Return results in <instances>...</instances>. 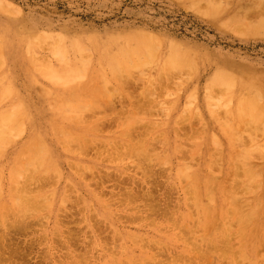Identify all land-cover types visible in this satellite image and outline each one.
I'll list each match as a JSON object with an SVG mask.
<instances>
[{
	"label": "bare ground",
	"instance_id": "1",
	"mask_svg": "<svg viewBox=\"0 0 264 264\" xmlns=\"http://www.w3.org/2000/svg\"><path fill=\"white\" fill-rule=\"evenodd\" d=\"M181 1L202 8L212 18H218L223 10L216 2L208 5V10L203 8L204 1L213 4L214 0ZM236 1L238 5L241 3ZM256 1L248 6L249 10H255L252 14L255 19L264 16V1ZM8 6L11 4L0 1L2 15L10 13ZM228 16L224 26L232 27L239 35L264 36V24L253 27L254 20L252 24L243 21L239 24ZM123 34L125 41L120 44V37L105 43L99 42L100 39L91 42V54H87L82 43L66 42L65 35L34 34L22 22L0 16V264H37V255L31 247L36 242L33 240L38 233L36 226H40L37 219L43 217L47 219L46 237L50 240L55 235V254L57 244L58 251L64 247L65 255H56L55 264H192L187 259L200 257L197 261L201 264L202 256L209 264L251 262L259 255H255L256 249L264 241V138L256 140L264 131V76L246 82L225 69L223 62L199 54L198 50L171 42L165 44L162 38L149 32ZM43 48L46 54L41 52ZM92 58L97 62L95 70L89 68ZM211 63L217 68L207 77L202 94L198 93L196 79ZM145 67L153 68L157 75L154 79L149 77L137 98L122 88L134 78L131 75L134 70L139 71V76ZM175 72L184 73L183 76L186 73L192 84L186 87L182 80L177 85L173 110L165 122H160L148 115L157 99L152 88L173 79ZM17 77H26L24 91L13 85V78ZM106 85H112V95L121 99L117 109L109 98L104 101L110 113L103 115L107 119L101 121V115L94 116L93 112L103 107L98 97L104 96ZM161 87L164 90V85ZM30 90L37 93L35 104L29 102ZM216 91L225 98L217 94L218 100L215 99ZM183 98L188 102H182ZM166 103L159 105L163 107ZM162 110L165 113L169 109ZM89 113L90 118L85 116ZM194 118L201 122L202 128L199 126L198 133L191 129L188 135L192 144L186 153L192 159L189 162L199 157L198 164L192 167L191 162L188 165L186 160L175 156L181 147L172 135L177 133L179 123ZM113 120L116 129L103 132ZM256 133L259 135L255 139ZM156 139L165 145L164 152L157 153L161 150L156 148ZM214 147L216 152L212 151ZM170 160H176L171 177L182 181L178 211L170 207L169 192L157 193L159 166ZM124 162L130 163L135 171L121 170L119 174L108 171L122 169ZM214 165L221 175L214 174ZM231 167L232 171L226 170ZM101 169L105 171L101 173ZM53 178L54 184L46 189L41 186L50 184ZM107 181L112 185L105 194L91 187L102 189ZM69 186L73 191H69ZM79 198L88 202L86 209H78ZM106 218L111 220L115 232L108 236V241L98 236ZM122 220L128 221V228L118 227L119 223L123 226ZM83 224L92 237L88 249ZM233 225L239 242L236 253L227 250ZM165 231L169 233L164 234ZM26 233L33 238L28 239ZM117 237L120 241L115 250ZM216 242L225 249L215 251L220 246L215 247ZM170 244L182 254L164 255L162 249ZM79 245L84 246V253L78 249Z\"/></svg>",
	"mask_w": 264,
	"mask_h": 264
},
{
	"label": "rangeland",
	"instance_id": "2",
	"mask_svg": "<svg viewBox=\"0 0 264 264\" xmlns=\"http://www.w3.org/2000/svg\"><path fill=\"white\" fill-rule=\"evenodd\" d=\"M0 1L3 2L4 4L5 3H7L8 5L11 4V6H8L10 13H8V14L3 13V15H2V12H0V16L2 18L5 17L6 19H10V20L16 21L18 23L22 22L27 27L31 28L33 30L34 34L35 33L53 32L55 34H61V35H63V37L65 35L64 39H66L65 40L66 42L74 40V41H78V42L82 43L84 45V47L87 48L84 51V52H87V54H91L90 50H89L91 44L94 41H98L99 39H100L99 42L105 43V42L110 41L111 39H114L116 37H120V38H122V40L118 41V44H120V43H123L125 41V39H123V38H124V35H126V34H123V33H130L129 35L133 36L134 32H149L153 35H156L159 38H162V41L165 44L168 42H171L172 44H177V45L184 47L186 49L192 48L196 51L198 50L199 54L208 55L214 61L223 62V67L225 69L233 71L237 77H239L240 79H242L246 82H249L252 77L253 78H255V77L259 78V77L264 76V36H262L260 34L239 35L238 32L235 31V29L233 30L232 27H229L227 25L224 26V24H226L228 22V21H226L228 19L227 18L228 15H230L228 17L231 20L233 18H235L234 20H236L239 24H242V21H243V24L246 22L252 24L254 22L253 27H258V26L263 25L264 24V16L263 17H259V16L257 17L256 16L257 18L255 19V16L252 15V14H254L255 10L253 12V9H251V10L248 9V6L251 5V2H253L254 0H241V3L239 4L241 7L238 5L236 0H226V1L214 0L213 4H208L206 1L203 0L205 2V5H204L205 7H203L204 2L203 1L200 2L202 4V7L206 8L207 10H208V5H214L215 2H216V5H218V3H220L219 8L223 9V10L219 11L218 18H212L208 15H205L204 12L202 11L203 10L202 8H201L202 10L198 9L195 6H192L190 2H185V1H181V0H4V1L0 0ZM259 1L260 0H257L256 2H259ZM261 1H264V0H261ZM200 3H199V5H201ZM224 3H227V5H225ZM229 3H230V5H229ZM247 3H250V4H247ZM263 4H264V2H262V5ZM191 6H192V8H191ZM244 6L246 9L243 8ZM237 7H238V9H236ZM19 9H20V11H19ZM195 9H198V10H195ZM244 10H246V11H244ZM242 11H244V13ZM248 11H250V12H248ZM13 15H16L17 17L15 18V16H13ZM239 16H241L242 18L241 17L239 18ZM248 16H249V18H247ZM224 20H225V22H224ZM238 23H237V25H238ZM217 24H218V26H217ZM235 32H237V33H235ZM236 34H238L239 36H237ZM252 35H255V36L252 37ZM41 52L45 53V54L47 53L46 49H44V48L42 49ZM84 52H82V53H84ZM94 53H96V52L94 51ZM88 64H89V68L91 70L97 69L96 68L97 62H96L95 58H92V61L89 60ZM216 66L217 65L214 63L207 65L205 67L203 73L201 72L199 77L196 79V80H198V81H196V83L199 86L198 93L202 94V89H203L204 84L207 81V77L215 71V69L217 68ZM146 68L147 67H145V69H142V70H144V71H141V72H143L142 74H141V72L139 73V76L141 75L140 77L137 74L139 71L134 70L131 74V75H133L134 78L131 77L132 80L129 83L128 82L125 83V85L123 86L122 89L123 90L126 89L128 92H131L133 95H136V97L137 96L139 97L141 90L143 88H146V86H145L146 81L148 79H151L149 77L153 76L152 79H154V78H156V75H157L156 71L153 68L148 67L147 68L148 70H146ZM134 73H136V74H134ZM144 73L148 74L145 76V78H144V75H145ZM183 74L184 73H182L180 75V74H178V72H175V74H173V76H172L173 79H175V80L168 78L167 79L168 81L163 82L162 85L160 83L156 84V85H159L160 87L154 85L155 88H152V89L156 92V95H157L156 98L157 99H156V103L153 104V107H151L153 110V114H152V110L148 114V115H152L151 118H155L160 122H165L168 115L173 110L172 109L173 92L176 91L177 85L183 81L185 82L186 87H188L190 84H192L190 82L189 77H187L188 79H186L187 74L185 73L186 76H183ZM175 75H177V76L175 77ZM142 78L144 80L145 79L146 80L144 81ZM176 79H178V81ZM180 79H181V81H179ZM134 81H137V82H134ZM170 82H172V83H170ZM143 83H144V86H143ZM168 83H169V85H168ZM13 85L24 91L26 86H27L26 77H24V78H19V77L13 78ZM112 85H113V83H112ZM112 85H106L107 86L105 89L106 91L104 90V92H103V93H105L104 96L106 98L104 96H101V97L99 96L100 98L98 97L99 103H101L102 105L104 104V101L107 98H109V100L114 102L115 107H116V105H118L117 102L121 98L118 97V95H116V94H114V96L112 95V91H113ZM163 85L166 88V89L164 88V90L161 87ZM157 87H159V88H157ZM157 89H158V92H157ZM217 91H216V94L213 95V97L215 99H217L216 96H217V94H219L218 93L219 91L218 92ZM29 92H30L29 93V97H30L29 102L33 103V104L37 103L38 102L37 93L34 90H30ZM107 95L110 97H107ZM220 95H221L222 99L225 98L223 93L222 94L220 93L219 96ZM221 97H219V98L221 99ZM186 100H188V99L183 98L182 102H184ZM166 101L168 102V104L166 103ZM159 102H161V103L165 102L166 105L163 104V107H160ZM169 102H171L170 105H169ZM186 102H188V101H186ZM195 104H196V102H194L193 106ZM104 106L105 105H103V107H102L103 109L102 108H100L101 110L95 109V112H93V114H95L94 116L101 115V121L107 119V118L103 119L102 118L103 115H105L106 113H108V114L110 113V110ZM118 107H116V109ZM106 108L108 111L106 110ZM156 109H158V110H156ZM162 109H164V110L169 109V110L164 113V111ZM217 109L219 110L218 107H217ZM223 109L224 108H222V110ZM104 110H105V113H103ZM179 110H181V109H179ZM96 111H98V113ZM111 112H113V111L111 110ZM162 112L164 114H162ZM219 113H221V111ZM166 114H167V116H166ZM142 115H145V114H142ZM85 116L86 117L89 116L88 118H90V116H92V115H90V113H89ZM153 116H155V117H153ZM185 118H187V117H185ZM150 121H153V120H150ZM150 121H145V122H147V125H150L151 124ZM100 122H99V124H101ZM113 122H114V120H113ZM113 122H112V124L109 125V127L104 128V129H108V130H102V131L103 132L114 131L116 129V123L114 122L115 124H113ZM200 123L201 122L195 120V118L192 119L191 121H188V120L183 121L176 126L177 133L178 134L180 133V134L177 136L176 135L177 133L173 132L174 135H172V139H174V140L176 139V141H179L180 147H181L180 152H176L177 154L175 153V156L179 159H182V160L184 159V161L186 160V163L188 165L191 162V161L189 162V160H192L186 154L192 149L191 148L192 144H191V141L188 140V135H189L191 129H192L191 132H194V133L197 132L198 133V131L202 128ZM112 125H113V127H112ZM191 125H192V128H191ZM138 126H140V125H138ZM202 126H203V124H202ZM185 127L187 128V130ZM262 132L264 133V131H262ZM262 132H261V135L259 137H258V135L260 134L259 131H258L259 134H257V133L255 134L256 135V137L254 136L255 139L258 137L256 140H261L264 138L263 137L264 135ZM184 133H186V135ZM183 134H184V138H183ZM245 134H246V136H245ZM245 134H244V136L247 137V133H245ZM199 137H200V135H199ZM154 143L156 144L157 150H159V149L161 150V151H158L157 153H161V152L165 151V147H163L165 145H161L159 140L156 139L154 141ZM212 151L216 152V148L214 147L212 149ZM197 157H195L193 159V161L191 162V164L189 166L194 167L196 164H198L199 157L198 158ZM187 158H189V159H187ZM174 162L176 163V160L175 161L170 160V161H168V163H165V164L159 166V169L161 170V172H160L161 176L157 177V180L159 182L157 193L162 192V191L169 192L171 195L170 207L173 208V210L178 211L179 206H180L179 201H180L181 196H182V194L179 191V186H180L179 182H182V181H181V179H178V178H175V180H174V178L171 177V176H173V171H174V166H175ZM101 167L102 166H100V168ZM170 168H172V169H170ZM232 168L233 167L227 168L226 170L232 171L231 170ZM217 169L218 168H216V166L214 165L213 166L214 174L219 176V174L221 175V173ZM237 169L235 168L236 171H237ZM121 170L124 171L125 173L135 171L134 168L130 167V163H128V162L123 163L122 169L109 168L108 171L119 174V172ZM3 171L5 172V174L7 173L6 168ZM99 171L101 173H103L102 171H105V170L101 169ZM167 181H168V183H167ZM51 182L48 185L47 184L45 185L44 183H42L41 186H43L44 189H46L47 186L54 184L55 178H53ZM105 185L106 186L103 187L102 189H100L98 186L97 187L91 186V187L95 191L102 190V193L105 194L109 191V188L112 185V182L107 181L105 183ZM94 187H96V188H94ZM68 188L70 189L69 190L70 192L73 191L70 186ZM72 197H74V195ZM86 202H87L86 200L82 201V199L79 198L78 202H77L78 209H80V208H81V210L86 209L87 205H89L88 202L87 203ZM66 205L69 206L70 204L66 203ZM88 207L91 208V206H88ZM189 208L192 209V206L190 205ZM46 220H47L46 217L39 218V220L37 219V221L40 222L39 223L40 226H38V224H37L36 228H37L38 233L33 235L34 236L33 240L36 241L35 242L36 244L34 243L31 247V249H32V253L34 252L35 255H37V260H38L37 264H45V263L46 264H55V259L57 258L56 255H61V256L65 255V254H63L64 253V247L62 249L63 251H58V249H59L58 245L59 244H57V247H58L57 253L58 254L57 253L55 254V250H56L55 249V241H54V240H56L55 235H53V237L50 240L46 237L45 230H44L46 228ZM103 220H104L103 221V223H104L103 227L104 228L106 227V228L105 229L102 228L103 230L98 232L99 233L98 236L101 239H107V238L109 239V237L111 235H113V232H114L113 229L114 228L110 224L111 220H109L107 218L103 219ZM122 221L123 222H121V223L123 224L124 227L120 226V223H119L118 227H122L121 229L128 228V221L127 220H122ZM43 222H44V225H43ZM234 227L235 226L233 225V230L229 236L230 240L228 239V243H227L228 244L227 246L230 245L229 246L230 249L228 248L227 250L231 251L232 253H236L235 251H238V248H239V242H238V240L234 234ZM129 228L133 229L132 227H129ZM81 229L85 230L84 235L87 239L85 238L84 244H87L86 247L88 249L92 243V237H91L90 231L85 228L84 224L81 226ZM162 230L164 231V229H162ZM168 233H169V231L164 232V234H168ZM24 235L28 239L33 238V236H30L31 234H29V233H26ZM86 235H88V236H86ZM114 235H115V232H114ZM36 238H38V242H37ZM40 238L42 239V241H40L41 240ZM117 238L115 241L116 242L115 244L117 245L115 250L118 249L117 247H118V244L120 241V239L118 238V240H117ZM108 239L105 241H108ZM78 241H81V240H78ZM87 241H88V243H87ZM48 242H49V244H48ZM216 243H217V245L215 247H217L218 245H220V246H218L217 250H215V251L225 249V248H223V244L221 245V243H219V242H216ZM261 243L262 244H260L258 247L259 251L257 248L256 252H255V255H257V253L259 254L256 256L259 259L255 257L254 260H252L251 262H247V261L242 260V263L239 260L237 262V264H255V263L256 264H263L264 263V256H262V255H264V253H263L264 252V245H263L264 241H261ZM48 245H50V247H48ZM45 249L47 250L46 252H45ZM78 249L81 250V252H83V253L85 251L84 246H82V245H79ZM203 249L205 251V248H203ZM153 250H155V249L153 248ZM162 251L165 252V253H163V252L162 253L164 255H166L167 257L168 256L170 257L172 255L174 256V254L177 255V253L182 254L176 250V247L174 244H170L169 246H167V248H163ZM204 251H203V253L205 254L207 251L206 252H204ZM210 251H212V250L209 249V252ZM108 252H110V250H108L106 253H108ZM93 253H94L93 255L95 256L94 260L98 259L97 255H96V251H94ZM97 254H98V250H97ZM43 257H45L44 262H43ZM50 257H51L52 261L50 260ZM164 258H166V257L164 256ZM200 258H195L194 260L192 258H190V259H187V262L189 260H191L190 262L192 264H194V262L196 264H199L200 261H197V259L199 260ZM63 259H66V258H63ZM201 261H202L201 264H209V263H206L205 259H203V256H202ZM221 261L223 263H225L224 260H220V262Z\"/></svg>",
	"mask_w": 264,
	"mask_h": 264
}]
</instances>
